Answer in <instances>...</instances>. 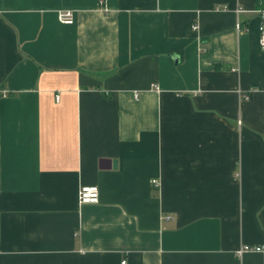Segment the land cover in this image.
<instances>
[{"label": "crops", "instance_id": "crops-1", "mask_svg": "<svg viewBox=\"0 0 264 264\" xmlns=\"http://www.w3.org/2000/svg\"><path fill=\"white\" fill-rule=\"evenodd\" d=\"M259 6L0 0V264H263Z\"/></svg>", "mask_w": 264, "mask_h": 264}, {"label": "built area", "instance_id": "built-area-1", "mask_svg": "<svg viewBox=\"0 0 264 264\" xmlns=\"http://www.w3.org/2000/svg\"><path fill=\"white\" fill-rule=\"evenodd\" d=\"M263 0H258L259 8L257 9V15L259 20L258 31H259V47L264 51V5ZM102 3V0H100ZM57 19L66 25H71L74 23V13L72 10H62L57 13ZM195 27V26H194ZM237 29L240 27L239 23L236 24ZM58 98V96L56 97ZM78 204L85 203H97L99 201V189L95 185H85L81 186L77 193ZM246 252H257L262 255L264 264V242L254 243V244H241L236 250V256L240 257ZM120 264H127L125 259H122Z\"/></svg>", "mask_w": 264, "mask_h": 264}]
</instances>
